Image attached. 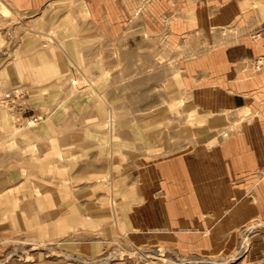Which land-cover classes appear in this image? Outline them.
I'll list each match as a JSON object with an SVG mask.
<instances>
[{
	"label": "rangeland",
	"instance_id": "obj_1",
	"mask_svg": "<svg viewBox=\"0 0 264 264\" xmlns=\"http://www.w3.org/2000/svg\"><path fill=\"white\" fill-rule=\"evenodd\" d=\"M36 5L0 0V264H264L263 0Z\"/></svg>",
	"mask_w": 264,
	"mask_h": 264
},
{
	"label": "crops",
	"instance_id": "obj_2",
	"mask_svg": "<svg viewBox=\"0 0 264 264\" xmlns=\"http://www.w3.org/2000/svg\"><path fill=\"white\" fill-rule=\"evenodd\" d=\"M51 1H53V0H35V3H37V5L36 6H34L33 8H37V9H41L44 5H46V4H49ZM264 22V21H263ZM262 22V23H263ZM259 28V27H258ZM257 27L256 28H254V30H253V32L256 30V29H258ZM259 30V29H258ZM262 41L264 42V38L262 39ZM262 41H261V43H259V44H261V47H262V52L264 53V43H263V45H262ZM262 53V54H263ZM263 72L260 74V76L261 75H263L264 74V68H263V70H262ZM259 75H258V77H256L257 78V82H259V79L261 78ZM260 83V82H259ZM249 84L251 85V86H253L254 85V83L252 82V81H250L249 82ZM254 87V86H253ZM263 98H264V96L262 95V94H259V96H258V100H259V102L260 101H263ZM247 104V103H246ZM242 109H244V108H242ZM245 110H247L246 108H245ZM252 128V127H251ZM264 128V127H263ZM263 132H264V129H263ZM245 134H246V136H250V137H252V138H254V135L252 134V130H249L248 129V127L246 128V130H245ZM237 141V144L238 145H240L239 144V142H243V143H245V147L243 148V149H247L248 151L249 150H252L253 151V149L255 148V147H252L251 145H249L250 143H249V141L248 140H245V139H243L242 141H240V140H236ZM239 141V142H238ZM233 145H234V143H232ZM237 145V146H238ZM259 146H264V145H259ZM258 146V147H259ZM242 147V146H241ZM258 150V151H257ZM239 151H242V152H245L244 150H239ZM238 151V152H239ZM261 151V150H260ZM260 151H259V148L258 149H255L254 150V153H253V157H249L250 156V154L249 155H247V156H242L240 159L242 160V165H240L239 167H237V168H239V169H242V170H249L251 167L253 168L254 166H255V163H256V165L257 166H260V162H258V161H260V159H258L257 161H256V156H255V153L257 152V154H258V152H259V154H260V156L262 157V158H264V151H262V153H260ZM238 152H237V150L236 151H233V153H237L238 154ZM232 154V153H231ZM233 156H234V154H233ZM237 156V155H236ZM237 159V158H236ZM236 159H234V164H238V162H237V160ZM231 160H232V158H231ZM230 160V161H231ZM264 162V161H263ZM241 163V162H240ZM235 165V166H236ZM263 167H264V164L262 165ZM263 195H264V190H263ZM264 196H261V198H259L256 202V208H254L252 211H250L249 210V208H250V204H249V201L247 200V203H246V201H242L243 203H244V206H242L243 207V210H242V212H241V210L239 211V213L241 212V216L239 217V220H243V219H248L249 217H250V215H252L254 212L257 214V213H259V211H261V212H263L262 210H264ZM249 204V205H248ZM252 204H254L255 205V203H252Z\"/></svg>",
	"mask_w": 264,
	"mask_h": 264
},
{
	"label": "built area",
	"instance_id": "obj_3",
	"mask_svg": "<svg viewBox=\"0 0 264 264\" xmlns=\"http://www.w3.org/2000/svg\"><path fill=\"white\" fill-rule=\"evenodd\" d=\"M263 2H264V0H263ZM263 32H264V27H263L262 29H260V30H257V31L254 33V37H255L256 39H259V38L261 37V35H262ZM261 63H262V65H264V58L262 59Z\"/></svg>",
	"mask_w": 264,
	"mask_h": 264
},
{
	"label": "bare ground",
	"instance_id": "obj_4",
	"mask_svg": "<svg viewBox=\"0 0 264 264\" xmlns=\"http://www.w3.org/2000/svg\"><path fill=\"white\" fill-rule=\"evenodd\" d=\"M260 30V29H259ZM262 43H264L263 41H262ZM243 111V110H242ZM244 112V111H243ZM241 114H242V112H241ZM246 114V113H245ZM248 114H249V112H248ZM247 115V114H246ZM229 137V136H228Z\"/></svg>",
	"mask_w": 264,
	"mask_h": 264
}]
</instances>
